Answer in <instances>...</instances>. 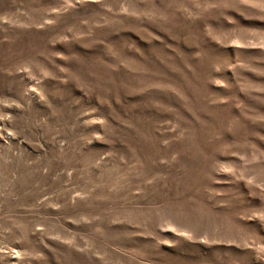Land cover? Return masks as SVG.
<instances>
[{
  "label": "rangeland",
  "instance_id": "1",
  "mask_svg": "<svg viewBox=\"0 0 264 264\" xmlns=\"http://www.w3.org/2000/svg\"><path fill=\"white\" fill-rule=\"evenodd\" d=\"M0 264H264V0H0Z\"/></svg>",
  "mask_w": 264,
  "mask_h": 264
}]
</instances>
